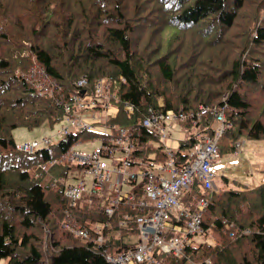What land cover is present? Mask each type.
<instances>
[{
    "label": "trees",
    "instance_id": "1",
    "mask_svg": "<svg viewBox=\"0 0 264 264\" xmlns=\"http://www.w3.org/2000/svg\"><path fill=\"white\" fill-rule=\"evenodd\" d=\"M31 73L36 80L47 75L55 97L40 96L26 78ZM83 77L90 86L100 77L119 82L120 99L135 114L129 118L120 108L108 124L134 134L138 157L165 160L162 146L152 144L158 138L142 124L150 108L190 113L209 107L197 123L182 124L188 136L176 156L183 163L197 129L215 135L216 111H224L228 125L218 139L221 157L243 137L264 140V0H0V264H112L106 251L132 247L125 239L136 234L134 226L102 246L67 231L68 199L51 186L67 166L40 170L98 134L72 132L32 155L16 147L15 129L64 120L60 102ZM201 197L209 202L202 236L213 243L187 246L180 258L156 249L159 264H264V182L211 193L197 181L185 202L192 207ZM105 210L96 195L72 213L88 227L109 221L112 232L122 214L138 212L119 206L109 218Z\"/></svg>",
    "mask_w": 264,
    "mask_h": 264
},
{
    "label": "built area",
    "instance_id": "2",
    "mask_svg": "<svg viewBox=\"0 0 264 264\" xmlns=\"http://www.w3.org/2000/svg\"><path fill=\"white\" fill-rule=\"evenodd\" d=\"M38 94L42 97H55L47 75L42 74L36 80L34 74L26 75ZM122 82L125 79L121 78ZM119 82L106 77L98 78L90 86L88 78L76 81L75 92L68 100L60 102L64 109L67 126L58 131L62 139L74 132L95 133L96 123L84 122V113H93V119L103 118L112 107L123 111L130 118L135 114V107L122 102L117 92ZM84 91V94L82 92ZM162 105V102L160 103ZM211 113L209 107L201 106L190 113H177L173 110H156L150 108L143 119V126L150 130L162 143L165 160L138 157V147L134 134L129 129H119L105 120L102 126L104 134L78 141L69 147L61 156L51 158L40 165L46 174L54 172L61 164H66L64 172L57 170L51 186L61 188L68 199L69 207L65 211L63 227L81 238L86 243L102 246L110 238L111 233L136 229L138 243L126 250L113 253L105 252V258L112 264H159L154 252L160 249L166 254L180 258L187 246L195 244V240L204 234L203 214L209 202L207 198H197L193 206L185 202L186 194L198 181L211 193L217 192L216 182L219 173L211 160H219L218 139L227 128L224 111L214 112L215 135L197 129L194 132V146L189 151V161L183 163L176 156L177 151L168 147V140L176 126L188 120L197 123ZM93 145V150L83 153L78 146ZM50 138L42 141L32 140L17 145V149L27 154H35L40 149L52 146ZM244 145L237 143L238 150ZM239 156V151L235 152ZM72 181V182H71ZM102 196L105 213L112 218L119 206H132L138 210L136 214L124 213L119 221V228L112 232L111 222H97L88 227L81 225L72 213L85 203H94V196ZM130 235L131 232H129Z\"/></svg>",
    "mask_w": 264,
    "mask_h": 264
},
{
    "label": "rangeland",
    "instance_id": "3",
    "mask_svg": "<svg viewBox=\"0 0 264 264\" xmlns=\"http://www.w3.org/2000/svg\"><path fill=\"white\" fill-rule=\"evenodd\" d=\"M187 36H188L187 37L188 41L190 40V38L194 39L193 37H191L189 35H187ZM192 39H191V41H192ZM184 45H185L186 49L184 48L183 45H182V47L184 48V51H186L187 46H186V44H184ZM180 46L181 45L178 43L175 44V47H180ZM200 50H202L201 45L197 47L196 51H200ZM117 111H118V109L116 107H112L106 114L102 115L103 118H97L95 120V119H93V113H91V112L90 113H84L82 115V118H83L84 122H86L87 124L93 125L94 123H96V129H95L94 135L95 134L101 135V134L105 133V129L102 126V123L105 120H109V119L111 120V119L115 118ZM67 125H68V120L65 118L62 122L55 124L53 127L49 126L47 123L40 128H36V129H32V130H30L26 127H19L17 129H15V131L13 132V136H14V140L17 143V145H21V144L27 143V142L32 141V140L42 141V139H44V138H50L52 144L57 145L62 140V137H61V135L58 134V131L60 129H62V126H67ZM171 132H172V134H171V138L168 140V147L173 149L174 151H177L181 142H184L186 140L188 133L181 126H176L174 128V130ZM93 137L97 138L100 136H93ZM85 139H82L81 141H83ZM244 139L250 140L248 138L243 137V138L239 139L237 141V143L238 142L244 143ZM253 141L257 143L256 140H253ZM162 143H163V141H153L152 142V144L155 148L163 146ZM237 143H236V150L234 152H237V151L241 152L240 157L237 158V157H234L233 154H228L224 157H221L219 160H216V159L211 160V162L216 166L218 173H219V178L217 179V182H216L217 192H219L220 188H226V189L251 188L250 185H246V184H251V182H252L251 171L248 174H242V173L236 174V173H238L240 159L245 154V153H243L245 150V143L239 150L237 148ZM77 150H79L83 153H89L93 150V145L91 146V144H85L83 146H78ZM222 176L225 177L224 179L229 178L232 181L225 184L223 182ZM244 176L247 177L246 181H248V177L250 178L248 183H246L245 181L235 180L238 177H244ZM257 178H260V179H256V180H258L256 185L264 182V179H261L262 177H257ZM261 180H263V181H261ZM122 233L120 235H119V233H115V238L121 237ZM112 234L113 233H111V235ZM111 235H110V237H111ZM203 241L213 243L214 239L212 236L207 238V239H205L204 236H201L195 240V243H204ZM125 242L132 244V246H135L138 243L136 238L133 237L132 235H127Z\"/></svg>",
    "mask_w": 264,
    "mask_h": 264
},
{
    "label": "crops",
    "instance_id": "4",
    "mask_svg": "<svg viewBox=\"0 0 264 264\" xmlns=\"http://www.w3.org/2000/svg\"><path fill=\"white\" fill-rule=\"evenodd\" d=\"M256 141H257V143L254 142L253 140H245L244 139L245 150L243 153H245V154L240 159L238 173H236V174H240V173L248 174L251 171L252 182H251V184H246V185H250L251 187L256 185V183L258 181L256 179H260L257 177H262L261 179H264V140H256ZM230 154H233L234 157H237L235 155V152L230 153ZM240 154H241V152H239L238 157L241 156ZM224 178L225 177H223V182L225 184L232 181L229 178H227V179H224ZM249 179L250 178L248 177V181H249ZM235 180L245 181L246 183H248V181H246L247 177H245V176L244 177H238ZM261 181H263V180H261ZM132 236L135 237L136 240H138L136 235H132Z\"/></svg>",
    "mask_w": 264,
    "mask_h": 264
},
{
    "label": "water",
    "instance_id": "5",
    "mask_svg": "<svg viewBox=\"0 0 264 264\" xmlns=\"http://www.w3.org/2000/svg\"><path fill=\"white\" fill-rule=\"evenodd\" d=\"M82 94H84V91L82 92Z\"/></svg>",
    "mask_w": 264,
    "mask_h": 264
}]
</instances>
